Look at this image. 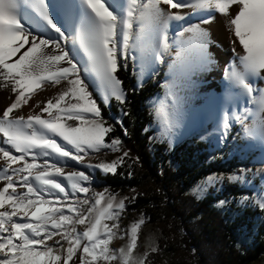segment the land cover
Returning a JSON list of instances; mask_svg holds the SVG:
<instances>
[{"label": "snow or ice", "instance_id": "1", "mask_svg": "<svg viewBox=\"0 0 264 264\" xmlns=\"http://www.w3.org/2000/svg\"><path fill=\"white\" fill-rule=\"evenodd\" d=\"M21 2L0 0V87L10 89L14 96L0 113V264H146L144 258L132 255L145 220L132 223L127 247H110L126 200L104 192L94 193V202L88 196L81 199V194L90 191L86 185L91 184V175L65 172L60 164L70 160L104 174H116L129 156L124 151L111 162L85 164L90 152H118L122 145L119 138L108 139L115 128L107 123L86 81L94 75L104 104L114 98L125 105L120 68L127 66L129 58L142 67L163 63L173 44L176 55L170 69L184 74L206 70L213 61L209 33L203 25L212 19L205 16L192 23L178 10L231 13L227 30L242 51L233 47L239 65L230 64L225 75L258 107L264 135V89L254 87L255 80H264V0H127L123 14L106 0H58L53 5L56 14L50 12L48 0H23L38 14L34 28L21 21ZM60 13L65 22H78L71 43L75 46L78 41L87 57L83 69L77 60L79 52L68 48L69 35L56 18ZM170 22H187L171 43ZM62 82L65 86L58 95L43 104L37 102L39 113L18 114L42 88ZM235 119L243 122L240 116ZM229 120L224 117L225 129ZM114 124L127 135L123 119ZM227 179L238 182L241 177ZM216 180L223 178L210 177L209 183ZM226 203L219 201L220 206ZM254 203L264 211V197ZM81 225L83 231L78 230Z\"/></svg>", "mask_w": 264, "mask_h": 264}, {"label": "rangeland", "instance_id": "2", "mask_svg": "<svg viewBox=\"0 0 264 264\" xmlns=\"http://www.w3.org/2000/svg\"><path fill=\"white\" fill-rule=\"evenodd\" d=\"M57 2L58 0H55V3ZM21 21L25 26L35 27L31 22H28L24 18H21ZM60 21L65 28V22L62 18H60ZM180 30H182V28L169 34L170 43L177 39L176 34ZM66 34L69 35L68 48L71 49V36L67 30ZM172 56L173 48L171 54L165 56L163 63L159 64L156 62L152 67L146 69V71L142 67H139L137 61H134L131 58L128 59V61L132 63L136 88H140L146 82L154 79L157 73L163 69L161 92L155 94L148 103V106L154 115V121L149 126V130L154 132V138L157 144L165 148L163 151L165 155H169L171 158L174 150L178 146L194 138L207 145L211 154L219 153L222 162H224V167L222 166L220 169L216 168L215 172H209L203 175L198 181L188 188H185L183 195L199 201L205 198H212L211 207L224 215L228 222H234L233 224L235 226L238 223L237 219L243 215L245 210L259 209L254 201L264 197V191H262V189H264V135L260 132L259 123L256 129H252V121L254 119H257V121L260 120L258 107L251 103L250 107L247 108L242 115H236L240 116L243 122L237 121L235 116L230 121L227 129L224 128L223 124H220L216 129H212L209 124L202 123L192 132L187 133L179 123L176 100L167 92L165 86L166 79L171 70L169 65L172 63ZM77 60L80 62V66L83 69L84 65L81 60L78 57ZM232 63L239 65L237 56H234L230 60L229 65ZM240 70H242V68ZM84 75L87 76L88 74ZM93 81H95V79L92 75L88 77L86 82L89 84L90 91L93 92V96L98 103L100 102L109 108V115L107 117L104 116L107 123L111 124V120H124L125 116L123 113L125 111L123 105L115 101L114 98L109 100L111 105H109V102L108 104H104L103 96L98 90L99 85L96 81L95 83H93ZM64 86V82H62L61 85H51L42 88V90L38 91L30 100V103L27 106V112H36L37 110H40L38 107H35L37 102L42 101L41 104H43L49 98L58 95L59 91L63 90ZM227 86L228 87L221 92L222 99H218L219 101L217 100V104L214 106V110L220 112L222 109L221 113L223 112L224 114H229L231 109H234L235 107L238 108V106L240 107L246 98L245 95L241 94V90L229 79ZM255 86L264 89V80H255L254 87ZM37 95H40L41 98H35ZM11 102V98L6 99V101L0 105V113H2V110ZM113 105H115L117 111H112ZM253 109L254 114H252ZM20 115L27 116L26 112H21ZM111 138L113 137L109 136L108 139L110 140ZM120 148L121 150L118 152H112L110 149H103L99 153L90 152L89 155L85 157V164L91 163L95 165L100 162H111L120 157L124 151H127L122 145ZM0 164H2V161H0ZM60 164L64 167L65 172L85 171L91 175L92 182L90 185H86L90 188V191L89 193L81 194V199L88 196L90 202H94L91 200L92 195L96 192H104L106 196L111 194L115 195L117 200H126V209L122 210L121 218L117 222L119 230L110 244V247L116 250L120 247H127L130 242V228L132 223H138L141 219H144L145 223L141 225V228L138 229L137 232V246L133 249V258L145 259V257L152 252L153 248H158L159 246H162V244H173V251L178 253L179 256L188 257L195 254L196 250L194 248L190 251L185 248L184 238L187 234L182 228L180 229L177 226L173 227L172 224H167L166 228L159 219L153 217L149 210L152 208L144 206L140 200L142 196L141 189L134 181H132L131 173L128 174V172L133 170V167L136 164V159L130 153L123 164L118 166L116 174H104L101 170L86 168L84 165L70 160L60 161ZM99 175L105 178L110 175L112 180L107 183L102 182L98 179ZM231 175H238L241 179L238 182L229 181L227 177ZM213 176L222 177L223 180H216L209 183V178ZM60 179L65 184L67 183L66 181H63V178ZM1 185L3 186V182H0V187H2ZM244 197H248V200L244 201ZM132 198L135 199L133 200ZM219 201H227V203L220 206ZM168 205L167 202L162 203L163 207L156 211L160 213V217H163L164 220L174 223L175 218H170L168 216L169 212L165 210V207ZM87 207L88 206H85V210ZM85 215H87L86 211ZM257 221L258 219H256V222ZM105 222L109 224L112 223V221ZM192 222H194V220ZM174 225H176V223H174ZM194 229H198L197 226H195ZM78 230L83 231L84 226H78ZM255 236V228L249 229V227L246 226H241L238 229L236 228L234 234L236 247H251L254 243ZM203 248L207 250L209 245L203 243ZM209 256L210 259L213 258L212 255L209 254ZM101 264H103V262H101ZM113 264H119V261H115ZM257 264H264V257H262Z\"/></svg>", "mask_w": 264, "mask_h": 264}, {"label": "trees", "instance_id": "3", "mask_svg": "<svg viewBox=\"0 0 264 264\" xmlns=\"http://www.w3.org/2000/svg\"><path fill=\"white\" fill-rule=\"evenodd\" d=\"M162 72L163 69L154 79L136 88L132 63L128 61L127 66L120 68L118 77L128 96L127 103L123 105L124 111L128 112L123 120L127 135L111 120L115 130L110 136L121 139L122 146L136 159L133 170L128 174L131 173L132 181L140 187V200L144 206L154 209H149L153 217L159 219L166 228L167 224L182 228L187 234L184 238L185 248L188 251L194 248L196 251L192 256H179L173 251V244H162L157 252L152 251L145 257L146 264L259 263L264 257V211L245 210L234 226V222H228L224 215L211 207L212 198L199 201L183 195L184 189L203 175L224 167L219 153L211 154L207 145L194 138L178 146L171 158L165 155V148L157 144L154 132L149 130L154 115L148 103L155 94L161 92ZM99 104L103 115L107 117L109 108ZM112 111H117L115 105ZM98 179L106 183L112 180L110 175L106 178L99 175ZM166 202L169 205L165 210L169 212L170 218H175L176 225L164 220L156 211ZM195 226L198 229H194ZM241 226L255 228L256 236L251 247H236L235 229ZM203 243H207L210 249H204Z\"/></svg>", "mask_w": 264, "mask_h": 264}, {"label": "bare ground", "instance_id": "4", "mask_svg": "<svg viewBox=\"0 0 264 264\" xmlns=\"http://www.w3.org/2000/svg\"><path fill=\"white\" fill-rule=\"evenodd\" d=\"M48 2L50 4V12L56 14V9L53 7L55 0H48ZM106 2L112 4V6L121 14L126 12L127 0H106ZM189 2L194 3V0H189ZM178 11H181L182 14L190 17L192 23L200 22L203 17L210 16L212 22L203 25V27L209 33V40L211 42L209 45V53L211 54L213 62L208 65V68L206 70L197 69L188 74H184L177 69H171L166 79L165 86L167 88V92L171 94L176 100L179 123L187 133L192 132L202 123H207L212 129H216L220 124L224 125L225 116L230 117V123V121L236 115H242L243 112L251 105V102L246 97L242 104L240 103L241 106L231 109V112L229 114H224L223 112L221 113L222 109L220 110V112L218 110H214V106L217 104L216 101L218 99H222L221 92L226 87H228V77L225 75V70L228 69L230 60L234 56H236V53H234L232 49L233 47H235L236 52L242 51V49L238 45V42H236L235 44L233 43L232 35L230 31L227 30L230 27L229 16L231 15V13L225 15L216 13L214 10H211V12H209L207 10L196 8H186ZM18 14L20 18L26 19L34 26L35 22L39 19L38 14L35 13L33 9L27 7L23 3V0L21 2V7ZM62 17L63 13L56 15V18L59 20ZM63 21L65 22V19H63ZM186 25L187 22H170L169 34ZM65 28L70 34L72 41V38L75 35L74 29L78 28V22H65ZM71 46L72 48L75 47V49L79 52V55L77 57L84 65L87 57L84 54L83 49L80 48L79 42L77 41L75 46H73V44L71 43ZM175 55L176 46L174 44L172 62L173 60H175ZM137 63L139 67H142L139 61H137ZM157 63L160 64V62L158 61ZM153 65H151L150 67H152ZM150 67L142 68L146 71V69ZM96 83L99 85L98 81H96ZM36 97L41 98L40 95L35 96V98ZM8 98H11L12 101L14 100V96L11 94L10 89L0 87V105H2L3 102ZM39 111L40 110H37L35 113H39ZM21 112H26V115L32 113L31 111L27 112V106H22L21 109L18 110V114H20ZM252 114H254V109L252 111ZM257 126L258 121L257 119H254L252 121V129H256Z\"/></svg>", "mask_w": 264, "mask_h": 264}, {"label": "water", "instance_id": "5", "mask_svg": "<svg viewBox=\"0 0 264 264\" xmlns=\"http://www.w3.org/2000/svg\"><path fill=\"white\" fill-rule=\"evenodd\" d=\"M109 105H111V102L109 103Z\"/></svg>", "mask_w": 264, "mask_h": 264}]
</instances>
